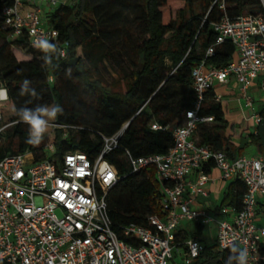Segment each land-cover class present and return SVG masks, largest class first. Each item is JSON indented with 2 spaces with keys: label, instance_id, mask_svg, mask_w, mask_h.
Here are the masks:
<instances>
[{
  "label": "built area",
  "instance_id": "built-area-1",
  "mask_svg": "<svg viewBox=\"0 0 264 264\" xmlns=\"http://www.w3.org/2000/svg\"><path fill=\"white\" fill-rule=\"evenodd\" d=\"M216 3L224 15L213 23L216 41L206 57L230 42L235 47L234 60L222 68L203 60L192 68L196 100L186 112L184 124L173 130L175 144L168 153L142 157H134L128 150L124 153L130 173L154 167L161 184L164 214L150 216L146 226L132 224L118 234L109 217L108 195L121 177L107 156L118 148L128 123L116 135L102 136V148L93 158L81 151L56 155L57 131L62 132L63 140L70 131L80 129L57 119L49 122L39 146L11 154L4 147L12 124L2 123L0 108V264H169L177 257L181 262L175 264H193L205 243L199 237L181 240L180 225L204 227L212 222L217 223L221 251L246 250L247 264L264 263V218L257 224L259 199H264V156L232 160L194 140L199 125L213 121L200 110L206 94L216 85L233 80L240 98L252 107L250 90L258 83L264 103V16L245 13L230 17L225 0ZM56 4L57 0H11L0 12V29L8 31L9 40L26 38L29 47L41 53L33 41L48 39L63 53L60 58L66 59L68 42L58 43V31L43 17L44 6L53 9ZM48 81L52 83L53 78ZM0 88L5 89L1 81ZM221 99L216 94L214 100ZM7 101L6 90L0 107ZM253 120L260 125L263 117L254 111ZM151 128L168 130L157 122ZM211 164L223 181L239 180L245 185L241 209L225 205L216 215L198 204L199 198L208 197L206 186L215 182L204 171Z\"/></svg>",
  "mask_w": 264,
  "mask_h": 264
},
{
  "label": "trees",
  "instance_id": "trees-1",
  "mask_svg": "<svg viewBox=\"0 0 264 264\" xmlns=\"http://www.w3.org/2000/svg\"><path fill=\"white\" fill-rule=\"evenodd\" d=\"M10 2L0 0V12ZM214 2L75 0L73 5H62L48 17V25L59 33L58 43L68 42L66 59L53 56L56 67L46 65L45 53L29 47L26 38L9 40L8 31L0 29V81L8 94V101L0 108L2 123L12 124L5 151L20 154L35 148L26 143L28 125L19 122L16 114L24 107L59 104L63 113L57 121L80 127L63 140L62 132L57 131V156L81 151L93 158L102 148V136H114L130 123L118 148L107 156L121 177L108 195L112 229L120 234L132 224L146 226L150 216L162 217L156 169L132 174L124 153L128 150L134 157L168 153L175 144L173 130L184 124L186 112L196 100L192 68L203 60L218 68L234 60L235 47L230 42L206 57L207 49L216 41L213 23L224 15ZM225 5L230 17L245 13L264 16L261 0H225ZM106 63L117 75L111 82L103 78L101 68ZM25 79L31 81L37 96L20 94ZM215 96L214 89L205 96L200 114L213 121L199 125L194 140L236 160L242 149L227 136L224 106L214 100ZM259 113L264 120V105ZM155 122L168 130H152ZM213 166H206L204 171L211 173ZM245 192V185L234 180L216 215L225 205L241 209ZM203 228L197 225L190 236L201 235ZM181 237L186 239L187 233ZM236 254L221 251L215 238L205 243L193 264H227Z\"/></svg>",
  "mask_w": 264,
  "mask_h": 264
},
{
  "label": "crops",
  "instance_id": "crops-1",
  "mask_svg": "<svg viewBox=\"0 0 264 264\" xmlns=\"http://www.w3.org/2000/svg\"><path fill=\"white\" fill-rule=\"evenodd\" d=\"M48 8L49 7L44 6V9ZM49 9L53 12V9ZM43 17L46 18L45 16ZM258 86L257 83L250 90V93L253 96L252 107H247L245 101L240 98L238 87L233 80L226 85H216L214 88L215 93L222 96L220 102L224 106L225 119L228 123L226 134L231 139V143L237 148L242 149L241 156L248 158L264 156V120L260 125H256L253 120L254 111L259 112L264 104ZM250 147L254 148V152L247 154ZM211 176H213L215 182L206 186L209 192L208 197L204 198V201L199 198L198 204L201 206H207L211 212L216 213V208L221 205L228 192L230 184L233 181H223L221 179L220 171L216 168L212 169ZM257 215V224L261 225L264 218V199H259ZM188 228L189 223H182L180 225L178 235L181 240H183L181 235L186 234ZM194 228V226H191V231L194 230ZM196 237L203 239L204 243L207 242L202 234ZM215 238H217V235L213 240Z\"/></svg>",
  "mask_w": 264,
  "mask_h": 264
},
{
  "label": "clouds",
  "instance_id": "clouds-1",
  "mask_svg": "<svg viewBox=\"0 0 264 264\" xmlns=\"http://www.w3.org/2000/svg\"><path fill=\"white\" fill-rule=\"evenodd\" d=\"M33 46L42 52L44 55V62L46 65L56 67L53 64V56H61L62 52L57 48L54 43L49 42L48 39L39 38L33 41ZM21 95H29L32 97L37 96L35 88L31 86V81L25 79L21 85L20 90ZM6 96V90L0 88V97ZM63 113V108L59 104L55 105H38L35 108H20L17 110V116L20 121L28 125L29 135L26 143L32 146H39L41 143L44 134L47 132L49 122L57 118L59 114ZM235 253L234 256L228 258L227 264H233V261L236 264H247V251L233 249Z\"/></svg>",
  "mask_w": 264,
  "mask_h": 264
},
{
  "label": "rangeland",
  "instance_id": "rangeland-1",
  "mask_svg": "<svg viewBox=\"0 0 264 264\" xmlns=\"http://www.w3.org/2000/svg\"><path fill=\"white\" fill-rule=\"evenodd\" d=\"M75 2V0H57V4L56 6H54L53 11H55L56 9H58L59 7H61L62 5H73ZM52 11L48 8V9H44L43 10V16H45V19H48L49 14ZM102 70V74H103V78L108 81L111 82L112 79H116L117 75L115 74V72L113 71V69L111 68V66L106 63L105 66H103L101 68ZM9 141V137H7L6 134V143ZM5 146L7 147V144H5ZM252 152H254V148L250 147V149L247 151V154H251ZM202 201H204L205 199H200ZM191 226L193 227H197L196 224L194 223H189V228L187 230V238H191L190 233H191ZM217 235V223L216 222H212L209 225L204 226L203 231H202V236L206 238V241L208 243L212 242L213 238L216 237ZM175 262H181L180 258L177 257V259H172L170 260L169 264H175Z\"/></svg>",
  "mask_w": 264,
  "mask_h": 264
},
{
  "label": "water",
  "instance_id": "water-1",
  "mask_svg": "<svg viewBox=\"0 0 264 264\" xmlns=\"http://www.w3.org/2000/svg\"><path fill=\"white\" fill-rule=\"evenodd\" d=\"M129 124H130V123H128V126H129ZM128 126H127V127H128Z\"/></svg>",
  "mask_w": 264,
  "mask_h": 264
}]
</instances>
